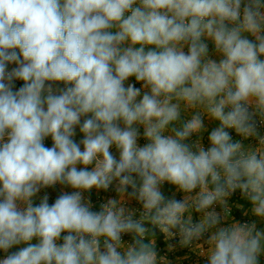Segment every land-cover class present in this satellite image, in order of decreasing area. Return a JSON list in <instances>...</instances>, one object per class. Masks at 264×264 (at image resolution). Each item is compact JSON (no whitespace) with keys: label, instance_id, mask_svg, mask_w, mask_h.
<instances>
[{"label":"clouds","instance_id":"9594fccd","mask_svg":"<svg viewBox=\"0 0 264 264\" xmlns=\"http://www.w3.org/2000/svg\"><path fill=\"white\" fill-rule=\"evenodd\" d=\"M158 234L264 264V0H0V264H172Z\"/></svg>","mask_w":264,"mask_h":264},{"label":"crops","instance_id":"0c3cea01","mask_svg":"<svg viewBox=\"0 0 264 264\" xmlns=\"http://www.w3.org/2000/svg\"><path fill=\"white\" fill-rule=\"evenodd\" d=\"M11 67V66H10ZM17 87H19L23 82L22 81H17ZM138 86V85H137ZM216 126L215 124H211L210 127ZM235 135V134H234ZM80 139V136H77V140ZM143 143V141H141ZM46 144L48 146H51V140L48 138L46 140ZM113 151H115L113 149ZM59 186L57 187L56 190H49L51 200H54L55 197L59 194ZM66 191H71V189H64ZM174 192L171 194L173 195ZM116 196V193L114 191V188L110 189L107 194L102 193L101 191L97 192L95 189L92 190L91 197L94 202L95 208L98 210L99 205L103 202H105L108 198H114ZM179 198V195L177 196ZM51 202V201H50ZM234 208H240V205L238 204H232L230 203L229 209L234 210ZM244 215L245 212H244ZM231 219H233L231 215ZM171 238L166 237V245L165 247L160 251L162 256L166 260H169L172 262V264H203L204 258H205V253L207 250V245L201 243H196L190 248H181L179 246H176L173 249H170L168 247L167 241ZM178 237L174 238L170 243L172 244H177ZM0 256H3V253H0Z\"/></svg>","mask_w":264,"mask_h":264},{"label":"trees","instance_id":"16d2710c","mask_svg":"<svg viewBox=\"0 0 264 264\" xmlns=\"http://www.w3.org/2000/svg\"><path fill=\"white\" fill-rule=\"evenodd\" d=\"M164 191L167 195H171L174 192V189L171 186L166 185L164 188ZM101 192L104 194L108 193V191L105 192L103 190H101ZM231 203L240 205L239 209L234 208V210L232 209V211H231V209L229 210L233 219H241V220L244 219L245 218V215H244L245 205H244L243 201L240 200L239 197L237 196V197H234L232 199ZM165 245H166V237H163L162 235L158 234V248H159V250L161 251L165 247Z\"/></svg>","mask_w":264,"mask_h":264},{"label":"rangeland","instance_id":"374dc122","mask_svg":"<svg viewBox=\"0 0 264 264\" xmlns=\"http://www.w3.org/2000/svg\"><path fill=\"white\" fill-rule=\"evenodd\" d=\"M126 206L129 207V208H137V207H139L140 205H139L137 202H135V201L133 200V201H129L128 204H127ZM125 238L127 239V237H125Z\"/></svg>","mask_w":264,"mask_h":264},{"label":"built area","instance_id":"2783aa9c","mask_svg":"<svg viewBox=\"0 0 264 264\" xmlns=\"http://www.w3.org/2000/svg\"><path fill=\"white\" fill-rule=\"evenodd\" d=\"M233 135H234V133H233ZM229 211V210H228ZM230 212V211H229Z\"/></svg>","mask_w":264,"mask_h":264}]
</instances>
